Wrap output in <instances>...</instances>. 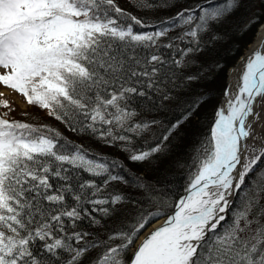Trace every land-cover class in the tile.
Returning <instances> with one entry per match:
<instances>
[{"label": "snow or ice", "instance_id": "6c2138e0", "mask_svg": "<svg viewBox=\"0 0 264 264\" xmlns=\"http://www.w3.org/2000/svg\"><path fill=\"white\" fill-rule=\"evenodd\" d=\"M127 2L142 10L175 6L169 0ZM244 4L197 0L151 26L152 31L141 32L134 26L150 25L117 0H0V86L72 131L90 132L108 144L123 142L126 159L151 163L166 154L165 144L193 116L198 101L146 148L131 145L126 133L139 135L156 122L133 126V113L122 102L131 94L145 95L137 84L155 88L165 79H197L187 73L177 77L171 69L162 74L161 68L190 66L187 57L200 50L203 35ZM177 28L181 31L170 36ZM159 47L174 49L176 56L165 60L157 54ZM144 49L153 51L141 54ZM162 95L169 99L167 92ZM224 95L207 137L190 145L188 194L170 205L155 199L161 194L153 186L138 183L151 194L152 210L122 218L105 240L69 233L65 218L74 225L93 212L115 214L127 198L105 188L126 182L114 171L122 165L90 155L48 125L0 116V264H264V223L257 220L252 227L247 193L253 181L246 184L264 171L258 168L264 164V147L245 143L252 135L255 106L264 103V49L245 58L235 87ZM0 107L11 110V103L0 100ZM81 173L103 177V182L78 179ZM160 218L164 223L140 240Z\"/></svg>", "mask_w": 264, "mask_h": 264}, {"label": "trees", "instance_id": "16d2710c", "mask_svg": "<svg viewBox=\"0 0 264 264\" xmlns=\"http://www.w3.org/2000/svg\"><path fill=\"white\" fill-rule=\"evenodd\" d=\"M117 2L131 14L150 25V27L134 26V30L147 32L153 30L151 26H159L161 20L174 16L177 11L194 6L197 0H169V4H174V7L159 4L152 10L133 7L127 0H117ZM263 23L264 3H261V0H245L244 6L235 15L225 23L214 26L211 32L203 35L200 50L187 57L191 61L190 66L176 69L171 63H168L161 68L162 74H170L169 69H171L177 77H183L187 73L196 75L197 79L184 82L180 79L171 82L165 79L159 82L155 88H145L143 84H137L136 87L143 90L145 95L131 94L126 97L122 104L133 113L129 121L130 124L134 126L141 122H156L150 125L146 132L139 135L135 132L126 133L132 138L131 145L145 148L155 143L158 135L165 128L181 120L186 108L198 101L193 116L185 120L178 133H174L165 144L166 154H161L151 163L138 164L126 159L127 153L122 150L123 142L115 141L108 144L104 139L90 132L72 131L66 124L57 121L48 115L46 110L35 105L28 112L18 109L13 111L12 108L15 106L12 102L8 98L0 97V100H8L11 103V110L0 107V116L6 114L5 118L8 119L48 125L58 131L67 141L89 150L90 155L103 161L115 160L122 165L121 168L114 171L123 176L126 182H110L105 191L114 189L120 192L127 198L125 203L120 205L113 215L104 216L100 212H93L91 217L84 215L74 225H69L65 218L66 229L69 233H88L87 240L94 238L105 240L110 230L116 228L122 218H130L131 214L144 209L152 210V204L149 202L151 194L146 195L145 188L137 187V184L141 182L144 185L153 186L155 191L161 194L155 199H165L170 205L179 200L189 186L190 165L187 162L192 153L190 145L204 139L209 134L214 114L227 88L228 71L253 43L259 27ZM180 31L179 28L174 29L169 35L175 36ZM164 43H167L166 38L161 41V44ZM180 46L184 47L183 44ZM151 51L153 50L144 49L141 54ZM156 51L165 60L176 56L174 49L159 47ZM175 85H179V87ZM163 92L169 94V99L163 98ZM258 168L264 169V164L259 165ZM262 177H264V171L255 173L254 177L250 176L246 179V184L249 180L253 181L247 198L252 201L249 218L253 220L254 227H256L257 220L264 223V214H261V209H264V192L260 191V185L264 184ZM137 178L139 179L137 180ZM78 179L95 180L97 184L103 182V177H93L87 173H81ZM243 197L244 194L241 193L237 204ZM67 202L68 204L73 203L70 198ZM86 207L91 210L94 206L86 205ZM92 217H95L98 222L94 223Z\"/></svg>", "mask_w": 264, "mask_h": 264}, {"label": "bare ground", "instance_id": "6f19581e", "mask_svg": "<svg viewBox=\"0 0 264 264\" xmlns=\"http://www.w3.org/2000/svg\"><path fill=\"white\" fill-rule=\"evenodd\" d=\"M257 49H264V23L259 27L257 34L255 36V39L253 41V43H251V45L249 46V48L247 49L246 53L244 54V56L238 61V64L233 67L230 71H229V76H228V87L227 90L233 89L236 85V81H237V74H238V70L240 69V66L242 64V62L245 60V58H247L253 51L257 50ZM226 90V91H227ZM225 102V97L221 103L220 106L224 105ZM262 104L264 107V103H258L255 106L254 111L256 112V115L254 117H251V124L252 127L253 125L254 127V132L251 135V140L250 141H255V139L257 138V141L260 139L261 136V132L263 130V122L264 119H262V123H260L259 125H256L258 123V115L262 109ZM264 110V109H263ZM259 138V139H258ZM248 141H245L246 144H248ZM259 141L256 144V147L258 146ZM188 194V193H187ZM164 223V220H159L157 222H155L148 230L146 233H144L143 235L140 236V240H143L145 238V236L147 235L148 232H151L154 228L161 226Z\"/></svg>", "mask_w": 264, "mask_h": 264}, {"label": "rangeland", "instance_id": "374dc122", "mask_svg": "<svg viewBox=\"0 0 264 264\" xmlns=\"http://www.w3.org/2000/svg\"><path fill=\"white\" fill-rule=\"evenodd\" d=\"M249 48V47H248ZM246 53V52H245ZM238 63V61L236 62ZM236 65V64H235ZM234 65V66H235ZM233 66V67H234ZM229 74V72H228ZM229 76V75H228ZM0 92H3L5 95L4 96H0L2 98H8L13 106H15V108H12V110L14 111L15 109H18L19 111H24V112H28V110L33 107V105H28L25 98L23 96H21L20 94L18 93H15L14 91L10 90V89H7L6 87L4 86H0ZM1 99V98H0ZM264 107H263V104H262V109L257 117L258 119V123L256 125H259L260 123H262V119H264ZM263 124V130L261 132V136H260V139L258 140L259 141V144L258 146L256 147V144H257V138L255 139V141H250L251 138H249V141H248V146L250 147H255V148H260V147H264V122L262 123ZM254 125H253V131H252V134L253 132L255 131L254 130ZM250 219V218H249ZM241 226L243 227V222L241 223ZM252 227L254 228L253 224H252Z\"/></svg>", "mask_w": 264, "mask_h": 264}, {"label": "water", "instance_id": "95a60500", "mask_svg": "<svg viewBox=\"0 0 264 264\" xmlns=\"http://www.w3.org/2000/svg\"><path fill=\"white\" fill-rule=\"evenodd\" d=\"M243 56H244V55H243ZM243 56H242V57H243ZM242 57H241V58H242ZM241 58H240V59H241ZM237 64H238V63H236V65H237ZM236 65H235V66H236ZM235 66H234V67H235ZM232 68H233V67H232ZM232 68H231V69H232ZM231 69H230V70H231ZM230 70H229V71H230ZM224 97H225V96H224ZM223 99H224V98H223ZM223 99H222V101H223ZM219 107H220V106H219ZM187 193H188V192H187ZM187 193H186L184 196H186ZM184 196H183V197H184ZM183 197H182V198H183ZM182 198H181V199H182Z\"/></svg>", "mask_w": 264, "mask_h": 264}]
</instances>
